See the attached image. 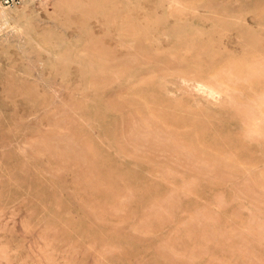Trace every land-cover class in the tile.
<instances>
[{
  "label": "rangeland",
  "instance_id": "obj_1",
  "mask_svg": "<svg viewBox=\"0 0 264 264\" xmlns=\"http://www.w3.org/2000/svg\"><path fill=\"white\" fill-rule=\"evenodd\" d=\"M0 264H264V0L1 9Z\"/></svg>",
  "mask_w": 264,
  "mask_h": 264
},
{
  "label": "built area",
  "instance_id": "obj_2",
  "mask_svg": "<svg viewBox=\"0 0 264 264\" xmlns=\"http://www.w3.org/2000/svg\"><path fill=\"white\" fill-rule=\"evenodd\" d=\"M26 1L32 3H41L44 0H0L1 9H15L21 7Z\"/></svg>",
  "mask_w": 264,
  "mask_h": 264
}]
</instances>
